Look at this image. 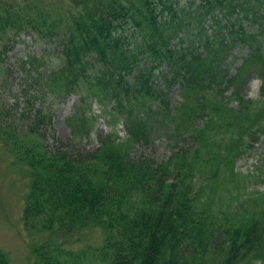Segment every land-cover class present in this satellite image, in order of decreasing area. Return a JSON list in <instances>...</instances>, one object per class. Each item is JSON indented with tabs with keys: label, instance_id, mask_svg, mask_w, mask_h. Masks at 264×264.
Wrapping results in <instances>:
<instances>
[{
	"label": "trees",
	"instance_id": "trees-1",
	"mask_svg": "<svg viewBox=\"0 0 264 264\" xmlns=\"http://www.w3.org/2000/svg\"><path fill=\"white\" fill-rule=\"evenodd\" d=\"M25 31L54 48L57 63L21 60L24 81L34 84V71L50 95L78 94L80 134L90 135L92 100L111 105L128 134L99 135L88 153L48 149L39 127L52 115L36 108L32 84L14 96L16 107L25 104V127L0 112V143L29 179L23 224L46 237L30 264H264V197L246 206L235 171L246 142L264 135L256 119L264 115V0H0V67ZM253 75L262 81L257 103L245 98ZM180 134L190 142L166 159L132 156L136 145ZM90 231L102 235L99 246L64 248ZM0 264H12L4 252Z\"/></svg>",
	"mask_w": 264,
	"mask_h": 264
},
{
	"label": "rangeland",
	"instance_id": "rangeland-1",
	"mask_svg": "<svg viewBox=\"0 0 264 264\" xmlns=\"http://www.w3.org/2000/svg\"><path fill=\"white\" fill-rule=\"evenodd\" d=\"M237 52H235V55H237ZM247 52L245 48L238 54L237 59L231 66L232 74L241 65ZM33 55H37L38 57L45 55L46 64L49 63L53 68L57 63L54 48H49L43 42L38 41L36 34L25 31L17 38L15 46L6 54V62L0 67V112H11L14 115L13 119L16 121H14L15 126L17 125L19 128L25 127L28 119L20 118V114L24 113L23 107L25 104L22 103L20 107H16L14 96L20 92L21 87L32 84L31 91H34L37 95L36 108L42 106L46 112L51 111L52 115L51 122L44 125L41 124L39 127L41 137L48 149L53 150L57 148L70 153H88L93 152L100 146L99 135L105 136L115 132L120 139L128 138L123 121L121 119L115 120L112 117L110 112L111 105L105 108L95 100H92L91 109L88 113V117L93 121L88 126L90 135L87 137L80 134L81 130H78V127H76L78 123L77 117L74 118V121L72 120L75 116L76 107L80 105V96L78 94L72 93L61 98L50 95L44 86L43 78L39 77L40 74L34 71L30 74V77L32 81L35 79V83L24 81L26 76L21 75L20 61ZM233 60L234 58H229L228 62ZM44 70V66L39 69V71ZM23 81L25 84H22ZM261 84V79L253 75L248 81L245 98L251 99L254 102L258 101L260 99ZM171 101L174 106L179 105L182 101L178 89L172 92ZM229 102L230 107H237L238 103L235 100L232 99ZM256 103L253 108L257 107ZM3 105L6 106L3 107ZM31 114H34V110ZM257 114L259 116H256V119L261 118L264 120L263 113ZM33 118L34 116L32 120ZM183 121V129L189 133V130H192V126L185 117H183ZM33 124H35L34 121ZM74 126L78 131L76 135L72 132ZM256 127L257 125H255ZM181 135L170 141L167 137L159 135L148 147L136 145L133 148L132 156L154 157L160 160L166 159L172 155L174 149L177 151L179 147L187 145L184 144L185 142H190L186 136ZM244 140L245 142L248 141L247 138H244ZM248 143L251 142L248 141ZM213 150L217 156L216 148L213 147ZM203 153L207 158V152L203 151ZM15 158L0 143V252L6 253L12 264H30L33 261V247L43 243L46 237L27 231L23 224L24 197L29 190V179L26 177L23 164L16 161ZM235 171L241 174L245 180L240 185L244 189V196H242L241 201L246 202V206L252 207L254 205V200L252 199L257 196L264 197V135L261 136L257 143H252L251 147H248L246 142L235 163ZM220 180L234 185L233 180L230 177L225 178L222 173ZM220 202L226 204L221 200ZM239 202H234V206L239 207ZM101 239L102 235L100 233L90 231L88 234H84V237L80 235L77 238H66L64 248L71 251H80L83 247L99 246L102 243ZM62 241L61 239L59 242L61 243ZM92 261L94 260L90 258L85 264H95ZM254 264L263 263L256 262Z\"/></svg>",
	"mask_w": 264,
	"mask_h": 264
}]
</instances>
